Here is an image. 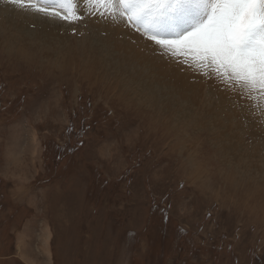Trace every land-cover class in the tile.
<instances>
[{"label":"rangeland","instance_id":"1","mask_svg":"<svg viewBox=\"0 0 264 264\" xmlns=\"http://www.w3.org/2000/svg\"><path fill=\"white\" fill-rule=\"evenodd\" d=\"M37 5L0 0V264H264V96Z\"/></svg>","mask_w":264,"mask_h":264},{"label":"snow or ice","instance_id":"2","mask_svg":"<svg viewBox=\"0 0 264 264\" xmlns=\"http://www.w3.org/2000/svg\"><path fill=\"white\" fill-rule=\"evenodd\" d=\"M14 4L31 0H12ZM37 11L75 20L73 14L61 15L56 8L83 11L82 4L104 5L110 15L136 31L152 33L157 45L194 63L211 67L216 75L233 86L264 96V0H39ZM194 8L195 13L189 11ZM173 13H181L185 26L171 27ZM95 14V13H93Z\"/></svg>","mask_w":264,"mask_h":264},{"label":"trees","instance_id":"3","mask_svg":"<svg viewBox=\"0 0 264 264\" xmlns=\"http://www.w3.org/2000/svg\"><path fill=\"white\" fill-rule=\"evenodd\" d=\"M163 217H164L166 220H168L167 215H164Z\"/></svg>","mask_w":264,"mask_h":264},{"label":"crops","instance_id":"4","mask_svg":"<svg viewBox=\"0 0 264 264\" xmlns=\"http://www.w3.org/2000/svg\"><path fill=\"white\" fill-rule=\"evenodd\" d=\"M25 264H29V263H27V262L25 261Z\"/></svg>","mask_w":264,"mask_h":264}]
</instances>
